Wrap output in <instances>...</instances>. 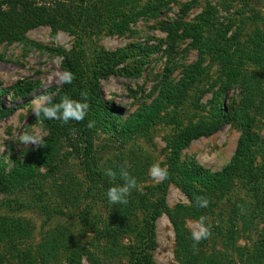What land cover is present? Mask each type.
<instances>
[{
  "label": "rangeland",
  "instance_id": "1",
  "mask_svg": "<svg viewBox=\"0 0 264 264\" xmlns=\"http://www.w3.org/2000/svg\"><path fill=\"white\" fill-rule=\"evenodd\" d=\"M164 2L157 17H140L131 23L135 33H111L104 25L98 35L78 41L77 35L66 29L55 30L49 24H40L24 30L18 39L0 43V171H8L29 158L49 135L47 122L35 115L33 108L42 101L52 103L64 84L61 76L67 71L63 66L65 52L81 47L88 65L95 64L101 51L129 53L116 66L117 72L98 79L99 97L111 113L112 127L93 132L91 161H87L84 145L77 141L81 139L75 135L77 129L62 123L60 130L64 124L69 134L58 142L56 164L41 165L37 176L41 182L31 187L39 193L43 186L46 202L50 207L60 205L64 214L47 219L38 208L13 202L15 195L0 196V202L5 201L0 207V228L11 218L29 224L24 241L34 256L32 264H68L69 248L60 246L48 253L49 246L44 247L48 241L62 244L61 237H53L55 234L73 235L78 245L102 257L106 264H130L128 247L147 241L156 264H183L177 252L176 226L170 218L178 205H190L183 184L174 181L181 179L172 171L169 161L180 132L220 119L218 130L192 140L179 152L185 167L214 172L232 160L243 133L242 125L250 123L255 134L263 139L264 0ZM109 13L110 20H120ZM211 13L215 23L210 32L204 31L199 43L197 33L188 32L186 24H195L202 14ZM195 63L199 65L188 78V88L178 98L160 100L162 82H177L185 69ZM145 108L150 109L153 120L123 133L122 126ZM26 134L39 137L37 144L21 142ZM154 163L166 169L167 179L153 180L148 175ZM106 168L117 173V184L123 183L119 176L122 168L136 179L137 187L130 192L127 203L112 204L107 200L105 193L112 182L104 174ZM161 184L165 185L163 196L154 191ZM26 193H20L18 199L30 201L32 196ZM231 197L253 201L248 186H237ZM154 206H160L161 212L149 233L144 226ZM208 213L182 209L177 216L192 237L202 230L209 231L208 238L198 242L204 246L203 256L217 257L218 262L211 264L252 263L249 254L257 236L244 229L240 214L236 226L228 220L220 222L222 217ZM108 227L118 234L107 237ZM9 231H0L1 239ZM3 239L1 246L9 241ZM2 251L1 248L0 258ZM80 264H92L88 254L82 256Z\"/></svg>",
  "mask_w": 264,
  "mask_h": 264
},
{
  "label": "trees",
  "instance_id": "2",
  "mask_svg": "<svg viewBox=\"0 0 264 264\" xmlns=\"http://www.w3.org/2000/svg\"><path fill=\"white\" fill-rule=\"evenodd\" d=\"M243 1L249 2L250 0ZM164 5V0H149V2L145 0H3L0 1V43L4 40L13 41L18 39L24 30L40 24H49L55 30L66 29L76 34L78 41H86L98 35L104 25L107 26L111 33H135L131 23H134L140 17H157ZM109 12H112L115 17H120V20H110L108 18ZM214 17L213 13L210 15L202 14L195 24H186L187 31H195L200 38V43L204 31L208 30L210 32L213 27L212 25L215 23ZM206 26L207 28L205 29ZM123 52L122 50L107 53L98 52L94 65L87 64L84 50L81 47L76 46L71 53H64L67 55L63 60V66L66 68V72H70L73 75V80L71 84L64 83L62 85L55 93L52 104L59 103L61 98L66 96L88 104V112L83 121L66 124L77 129L75 135L77 136L78 134L81 138H78L77 141L84 145V154L88 162L91 161L93 132L99 128L107 131L112 127L110 122L111 113L99 97L98 79L117 72L116 66L129 54L126 53V55ZM198 65L199 63H195L188 66L182 79L180 78L177 82L170 83L164 80L160 88L159 99L173 100L178 98L188 88V78L193 76ZM138 113L139 115L135 116L134 114L122 126L121 130L123 133L137 130L153 120V114L148 108L140 110ZM228 114L229 112L226 113V115ZM1 115L2 111L0 110ZM41 118L47 122L50 128L49 135L29 158L19 162L8 171H0V196L15 195L11 199L13 202L22 207L38 208L49 219L56 215H63L62 207L60 205L50 207L45 200L46 190H44L43 186H41L39 193L31 190V187H33V183L40 184L41 182L37 179L41 165L56 164L58 142L62 137L67 138L69 132L65 131L64 124L62 130H60L62 122L47 120L42 115ZM229 120H235V118ZM89 124H91V127H89ZM220 125L219 118L210 123L201 122L184 129L175 140V145L172 149L173 156L169 160L170 168L181 179V181H178L175 178L174 181L183 184L190 199V205H178L175 208V212L170 214V218L176 226L177 252L183 264H211V262H218L217 257L213 255L209 258L203 256L202 249L204 246L195 242L184 224L179 221L177 216L182 209H190L194 213L204 215L209 214L208 212L215 213L222 217L220 222L228 220L236 226L239 222L237 216L240 214V217L244 220V229L257 236V241H254L253 251L249 254L252 263L249 261L246 264H264V136L263 139L257 136L252 130L250 123L242 125L243 133L240 136L232 160L225 168L217 172L201 167H190V169L185 167L186 165L180 161L179 152L183 146L203 135H211L219 129ZM114 126L116 128V125ZM169 175L173 177V175ZM188 180L191 183H188ZM239 185L249 187L253 197L252 202L232 199V190ZM155 190L162 195L165 191V185L161 184ZM22 192H28L32 196L30 201L28 199H18ZM198 198L207 200V207L197 205L196 200ZM161 199L159 202L157 201L160 206L163 204L164 197ZM4 204L5 201L0 202V207ZM146 206H149V202H147ZM160 206H154L153 210L150 211L144 226L146 232L150 233L152 231L153 222L161 212ZM215 208L219 211L216 212ZM4 229H7V231L12 229L13 231L11 232L15 233L17 237H13L9 231L7 236L3 237L9 239V241L6 240L4 245L1 246L4 239H1L3 235L0 233V250L1 248L3 249L0 264H18L13 259L18 260L20 264H32L34 261L32 257L34 256L30 249L25 247L26 241H24L29 233V224L11 218L3 223L0 231ZM117 234V230L110 227L106 229L107 237ZM53 237H61L62 244L57 245L48 241V243H44V247L48 248L49 246L50 250L48 253H54L56 248L60 246L65 249L69 248L70 250L67 252L68 264H80L81 258L85 254H88L92 264H106L102 257L96 255L90 249L78 245L73 235L63 234L57 236L55 234ZM150 246V241L139 243L138 245H130L128 247L130 264H156L151 256ZM202 257L205 258L203 261ZM247 259H249L248 256ZM36 264L38 263L36 262Z\"/></svg>",
  "mask_w": 264,
  "mask_h": 264
},
{
  "label": "clouds",
  "instance_id": "3",
  "mask_svg": "<svg viewBox=\"0 0 264 264\" xmlns=\"http://www.w3.org/2000/svg\"><path fill=\"white\" fill-rule=\"evenodd\" d=\"M61 80L65 84H71L73 80V75L70 72H65L61 76ZM88 104L86 102H81L72 99L71 97L61 98L59 103L52 104L51 102H40L37 103L33 112L35 115H42L47 120H58L64 124L69 123V121H83L88 112ZM91 127V124H89ZM39 137L26 134L23 136V143L27 144L29 142L37 144ZM104 174L110 178L112 186L109 187L105 193L107 200L112 204H125L127 203V197L130 192L137 187L136 179L129 174V172L122 168L119 172L120 179L123 183H115L117 173L111 168H106ZM148 175L153 180L163 181L167 179L168 173L165 168L161 167L160 164L154 163L148 169ZM197 205L200 207H207V200L203 198H198L196 200ZM209 231L202 230L200 232L193 234V240L195 242H200L201 240H206L208 238Z\"/></svg>",
  "mask_w": 264,
  "mask_h": 264
}]
</instances>
